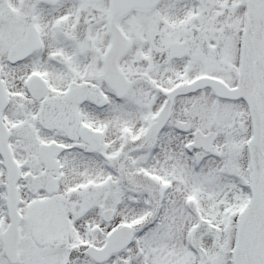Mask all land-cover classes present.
I'll use <instances>...</instances> for the list:
<instances>
[{
  "label": "snow or ice",
  "instance_id": "obj_1",
  "mask_svg": "<svg viewBox=\"0 0 264 264\" xmlns=\"http://www.w3.org/2000/svg\"><path fill=\"white\" fill-rule=\"evenodd\" d=\"M0 264H264V0H0Z\"/></svg>",
  "mask_w": 264,
  "mask_h": 264
}]
</instances>
